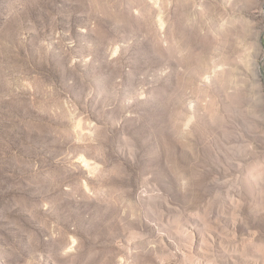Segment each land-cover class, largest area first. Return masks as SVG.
Segmentation results:
<instances>
[{"label":"rangeland","instance_id":"rangeland-1","mask_svg":"<svg viewBox=\"0 0 264 264\" xmlns=\"http://www.w3.org/2000/svg\"><path fill=\"white\" fill-rule=\"evenodd\" d=\"M174 1L0 0V264H264V0Z\"/></svg>","mask_w":264,"mask_h":264},{"label":"bare ground","instance_id":"bare-ground-1","mask_svg":"<svg viewBox=\"0 0 264 264\" xmlns=\"http://www.w3.org/2000/svg\"><path fill=\"white\" fill-rule=\"evenodd\" d=\"M191 0H175L173 2L174 14H173V29L172 35L177 48L189 47V49H200L201 46L206 45L209 48L212 46V39L208 29L204 28L205 24L209 27L216 26L218 16H220V9L217 3L210 4L209 6H203L200 11L205 14L206 20L202 16H195V18H190L189 5ZM191 20L190 23L187 21ZM204 29V32H201ZM220 28H217L219 31ZM223 35V31L218 33ZM223 47H225V42H223ZM191 119V118H190ZM85 161V159H83Z\"/></svg>","mask_w":264,"mask_h":264}]
</instances>
